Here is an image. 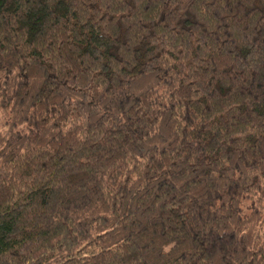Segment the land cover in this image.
Instances as JSON below:
<instances>
[{"label": "trees", "instance_id": "16d2710c", "mask_svg": "<svg viewBox=\"0 0 264 264\" xmlns=\"http://www.w3.org/2000/svg\"><path fill=\"white\" fill-rule=\"evenodd\" d=\"M0 264H264V0H0Z\"/></svg>", "mask_w": 264, "mask_h": 264}, {"label": "rangeland", "instance_id": "374dc122", "mask_svg": "<svg viewBox=\"0 0 264 264\" xmlns=\"http://www.w3.org/2000/svg\"><path fill=\"white\" fill-rule=\"evenodd\" d=\"M4 114L0 112V131L3 130V124H4Z\"/></svg>", "mask_w": 264, "mask_h": 264}]
</instances>
